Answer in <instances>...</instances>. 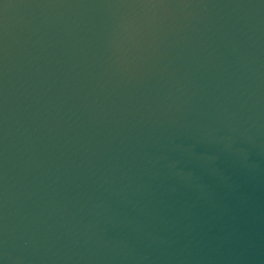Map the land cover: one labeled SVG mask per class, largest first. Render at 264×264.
Segmentation results:
<instances>
[{
	"label": "water",
	"instance_id": "obj_1",
	"mask_svg": "<svg viewBox=\"0 0 264 264\" xmlns=\"http://www.w3.org/2000/svg\"><path fill=\"white\" fill-rule=\"evenodd\" d=\"M0 264H264V0H0Z\"/></svg>",
	"mask_w": 264,
	"mask_h": 264
}]
</instances>
